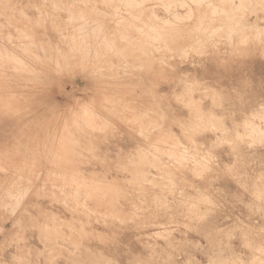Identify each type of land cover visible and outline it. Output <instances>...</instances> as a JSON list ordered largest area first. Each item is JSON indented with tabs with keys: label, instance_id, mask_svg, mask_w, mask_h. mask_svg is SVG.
Masks as SVG:
<instances>
[{
	"label": "clouds",
	"instance_id": "clouds-1",
	"mask_svg": "<svg viewBox=\"0 0 264 264\" xmlns=\"http://www.w3.org/2000/svg\"><path fill=\"white\" fill-rule=\"evenodd\" d=\"M0 264H264V0H0Z\"/></svg>",
	"mask_w": 264,
	"mask_h": 264
}]
</instances>
